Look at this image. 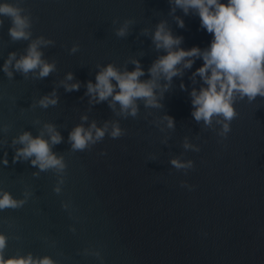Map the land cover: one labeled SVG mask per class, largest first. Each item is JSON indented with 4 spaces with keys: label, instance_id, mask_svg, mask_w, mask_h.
Wrapping results in <instances>:
<instances>
[{
    "label": "clouds",
    "instance_id": "obj_1",
    "mask_svg": "<svg viewBox=\"0 0 264 264\" xmlns=\"http://www.w3.org/2000/svg\"><path fill=\"white\" fill-rule=\"evenodd\" d=\"M168 3L169 14L173 15L180 28H184L185 24L182 17L175 15L177 9L181 10L184 16L195 15L199 18L200 28L212 36L209 45L203 49L198 46L190 49L180 47L184 38L173 35L167 21L161 20L151 33V39L155 49L163 50L165 54L158 56L148 68L150 78L140 79L145 76V70L137 59L128 61L134 65L131 71L126 66L121 71L113 63L106 66L97 65L100 70L95 76V83L87 81L85 95L90 97V104L107 101L108 106L117 115L125 119L129 116L135 118L139 113V102H143L145 108H162L160 100L163 99V92L168 90L173 77L183 76L184 70L191 69L196 59H202V66L192 72L191 76L193 83L196 82V77L201 81V86L193 87L190 92L191 115L197 123L203 121L207 128H212L214 122L220 125L217 135L222 140L226 139L231 131V122L238 115L234 105L245 99L252 103L257 97L264 98V0H168ZM22 5L23 0H0V27L4 24V18H7L10 21L8 34L11 41H30L19 58L16 52L8 54L2 71L9 80L13 79L14 72L21 73L25 79L29 73L36 79H42L56 70V63L44 59L41 49L55 42L44 36L32 38L33 18L31 12ZM117 22L112 21L113 24ZM134 24L133 19H125L115 29V35L119 38L126 37ZM141 31L144 35L149 34L147 28ZM79 47V44H73L69 50L70 54L76 53ZM73 79V73L68 72L65 80L60 81L65 91L80 89L79 81L68 83ZM161 79L165 81L163 85L159 83ZM180 87L185 89L183 82ZM158 89L161 90L158 92ZM58 99L53 90L36 103L39 107L47 109L49 106H56ZM163 119L167 121V128H175L172 116L165 114ZM81 120L87 121V115L81 116ZM3 130L6 132L8 125H5ZM106 133L116 139L125 135V130L120 127L118 121H105L102 126H97L96 121H92L87 128L83 123L76 125L68 136L71 151L83 152L90 149L92 145L102 141ZM62 141L60 132L51 123H45L36 136L30 131H24L12 139L13 146L21 145L15 148L12 162L29 161L31 166L39 169V172L32 174L35 177H38L40 172L54 171L59 179L53 190L60 194L67 164L64 156L57 155L52 149ZM183 148L200 151V148L190 144L187 138L183 142ZM101 155L106 153L101 152ZM0 163L8 165L7 152ZM170 164L178 171L194 168L192 160L172 158ZM181 187L192 190L194 186L181 181ZM31 195L32 192L26 189L22 193L23 198L17 199L9 191L0 189V211L22 208ZM62 207L66 208L67 205L62 203ZM8 239L7 235L0 232V264H57L48 255L39 257L31 252L6 257Z\"/></svg>",
    "mask_w": 264,
    "mask_h": 264
}]
</instances>
